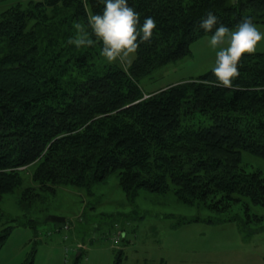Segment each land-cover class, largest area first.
<instances>
[{
	"label": "trees",
	"instance_id": "16d2710c",
	"mask_svg": "<svg viewBox=\"0 0 264 264\" xmlns=\"http://www.w3.org/2000/svg\"><path fill=\"white\" fill-rule=\"evenodd\" d=\"M129 3L158 26L128 69L107 64L100 43H69L74 21L91 34L87 17L102 11L101 0H19L2 12L0 200L25 173L32 185L24 198L91 188L117 173L131 200L140 190L174 191L178 201L220 215L243 204L247 223L262 221L249 211L264 206V174L249 171L242 153L264 159V53L244 55L233 87L204 83L212 71L150 94L140 81L211 35L199 27L208 10L229 27L244 16L258 24L264 0ZM10 231H0V249Z\"/></svg>",
	"mask_w": 264,
	"mask_h": 264
},
{
	"label": "rangeland",
	"instance_id": "374dc122",
	"mask_svg": "<svg viewBox=\"0 0 264 264\" xmlns=\"http://www.w3.org/2000/svg\"><path fill=\"white\" fill-rule=\"evenodd\" d=\"M17 1L0 2V16ZM262 20L256 25L264 31V16ZM209 38L194 40L187 57L141 79L143 92L210 72L215 50ZM255 53H264V41L250 54ZM136 56L105 62L128 69ZM242 162L249 171L264 174L263 158L243 152ZM23 180L0 200V231L11 227L0 249V264H75L80 254L79 264H115L120 252L121 264H264V206L250 204V215L262 221L247 223L243 204L220 215L178 201L174 191L140 190L131 200L117 173L91 188L59 187L54 195L38 191L36 198H24L31 175L23 174ZM49 216L66 222H46Z\"/></svg>",
	"mask_w": 264,
	"mask_h": 264
},
{
	"label": "clouds",
	"instance_id": "9594fccd",
	"mask_svg": "<svg viewBox=\"0 0 264 264\" xmlns=\"http://www.w3.org/2000/svg\"><path fill=\"white\" fill-rule=\"evenodd\" d=\"M104 7L100 12H90L87 27L79 21L73 22L74 36L69 43L77 48L101 44L100 55L109 62H122L134 54L141 43L151 40L157 29L155 16L145 15L133 7L129 0H101ZM235 2V0H233ZM199 27L211 33L209 45L215 50V61L211 71L213 80L203 81L216 86L233 87L240 75L245 53H254L264 41V31L251 16H244L234 27L220 21L218 15L208 10L201 18ZM94 37V38H93Z\"/></svg>",
	"mask_w": 264,
	"mask_h": 264
},
{
	"label": "water",
	"instance_id": "95a60500",
	"mask_svg": "<svg viewBox=\"0 0 264 264\" xmlns=\"http://www.w3.org/2000/svg\"><path fill=\"white\" fill-rule=\"evenodd\" d=\"M46 222H52V223H64L66 222V218L64 217H58V216H49L46 219Z\"/></svg>",
	"mask_w": 264,
	"mask_h": 264
},
{
	"label": "built area",
	"instance_id": "2783aa9c",
	"mask_svg": "<svg viewBox=\"0 0 264 264\" xmlns=\"http://www.w3.org/2000/svg\"><path fill=\"white\" fill-rule=\"evenodd\" d=\"M120 241V235L118 234V237L114 240L115 244H118Z\"/></svg>",
	"mask_w": 264,
	"mask_h": 264
},
{
	"label": "crops",
	"instance_id": "0c3cea01",
	"mask_svg": "<svg viewBox=\"0 0 264 264\" xmlns=\"http://www.w3.org/2000/svg\"><path fill=\"white\" fill-rule=\"evenodd\" d=\"M180 83V82H179ZM173 85V84H172ZM147 94V93H146Z\"/></svg>",
	"mask_w": 264,
	"mask_h": 264
}]
</instances>
